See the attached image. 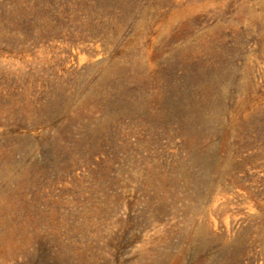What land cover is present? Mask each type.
I'll list each match as a JSON object with an SVG mask.
<instances>
[{
  "label": "rangeland",
  "instance_id": "rangeland-1",
  "mask_svg": "<svg viewBox=\"0 0 264 264\" xmlns=\"http://www.w3.org/2000/svg\"><path fill=\"white\" fill-rule=\"evenodd\" d=\"M0 247L264 264V0H0Z\"/></svg>",
  "mask_w": 264,
  "mask_h": 264
},
{
  "label": "bare ground",
  "instance_id": "bare-ground-1",
  "mask_svg": "<svg viewBox=\"0 0 264 264\" xmlns=\"http://www.w3.org/2000/svg\"><path fill=\"white\" fill-rule=\"evenodd\" d=\"M134 13V12H133ZM10 230V229H9ZM8 230V231H9ZM26 232V231H25ZM20 242V241H19ZM21 243V242H20ZM206 245L203 244H197L195 246V251L197 254H201L204 250H205ZM15 251H17V248L15 249ZM5 254H9V255H13L14 254V250L11 248H8V250L2 249L0 247V257H3Z\"/></svg>",
  "mask_w": 264,
  "mask_h": 264
}]
</instances>
